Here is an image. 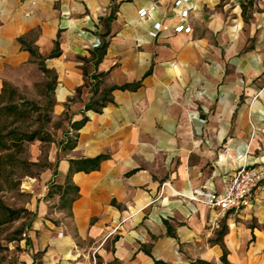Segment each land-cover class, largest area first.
I'll return each instance as SVG.
<instances>
[{
	"label": "crops",
	"instance_id": "obj_1",
	"mask_svg": "<svg viewBox=\"0 0 264 264\" xmlns=\"http://www.w3.org/2000/svg\"><path fill=\"white\" fill-rule=\"evenodd\" d=\"M175 1L0 0V92L52 101L49 141L28 148L46 166L19 185L33 214L19 264H264V179L221 217L189 198L264 170V24L237 0H188L191 32L175 33ZM101 155L66 183L70 161ZM64 184L76 195L59 205Z\"/></svg>",
	"mask_w": 264,
	"mask_h": 264
},
{
	"label": "rangeland",
	"instance_id": "obj_2",
	"mask_svg": "<svg viewBox=\"0 0 264 264\" xmlns=\"http://www.w3.org/2000/svg\"><path fill=\"white\" fill-rule=\"evenodd\" d=\"M264 1H260L257 5L256 11L253 13L251 19L247 22L261 23L264 24ZM262 33V31H261ZM254 43L255 38L250 39ZM251 43V44H252ZM251 46V45H250ZM264 82V77L258 82L257 86H261ZM13 86V85H12ZM17 89V88H16ZM18 97L24 100L22 103L19 99L16 98V102L20 104L19 109L25 113L21 118L18 119L15 123L12 122L13 116L9 117L5 121L7 125L6 132L16 131L19 134H29L32 132H37L38 137L42 139L43 142L49 141V135L47 133L48 123L51 120V106L52 101L48 96L43 95L42 90L38 87L35 92L32 91H19ZM45 140V141H44ZM30 143L25 144V151L23 154L17 156L19 163L13 168L14 174L12 175L10 181H1L0 189V198L3 203L15 210L24 209L22 204L25 203L27 197L25 194L20 193L19 185L15 186L13 183L19 181L21 183L22 179L25 177L36 175L44 166L45 157L39 163H33L30 161V156L28 153ZM27 162L28 165L24 166L23 163ZM69 186V185H68ZM66 184L62 186H51V193L69 192L67 196V201H63L61 198L59 205L67 203L70 198L75 197V191ZM63 188V189H62ZM53 198V196L51 197ZM26 210V209H25ZM31 219H33L32 213H21V218L5 227L0 228V264H19V254L23 249L19 247V242L26 239L25 233L30 227ZM25 244H29V241H25ZM117 264V263H114Z\"/></svg>",
	"mask_w": 264,
	"mask_h": 264
},
{
	"label": "trees",
	"instance_id": "obj_3",
	"mask_svg": "<svg viewBox=\"0 0 264 264\" xmlns=\"http://www.w3.org/2000/svg\"><path fill=\"white\" fill-rule=\"evenodd\" d=\"M228 1L229 0H221V2ZM260 1L264 0H237V4L241 10V17L244 22H248L251 19ZM29 51L33 56L35 55L32 50L29 49ZM55 54L56 53H53L52 55L54 56ZM39 65L41 66V69L46 73V70L42 67V63H40ZM16 98L24 103V100L18 97L16 88L8 82H3V86L0 92V183L1 181H10L12 175L14 174L13 168L19 163V161L17 160V156L24 153L25 144L35 140L42 141V139L38 137L37 132H32L29 134H19L16 131L6 132L7 125H5L4 120H7L9 117L13 116L12 122L15 123L19 118L25 115V113L19 109L20 104L16 102ZM91 107L92 106L89 104L86 106V109H91ZM84 122L85 121L83 120L81 123H79V126ZM103 159H105V157L101 155L97 156L94 159L70 161V168L66 183H69L72 174L80 171L93 170L98 167L99 162ZM23 165L27 166L28 163L24 162ZM13 184L15 186H18L20 182L15 181ZM1 188L2 187L0 184V189ZM71 188L76 190V188ZM21 213L29 212L25 209H12L6 206L0 198V228L19 220L21 218ZM225 257L226 255L224 253L221 257V262L223 264H227ZM193 264L208 263L197 261Z\"/></svg>",
	"mask_w": 264,
	"mask_h": 264
},
{
	"label": "built area",
	"instance_id": "obj_4",
	"mask_svg": "<svg viewBox=\"0 0 264 264\" xmlns=\"http://www.w3.org/2000/svg\"><path fill=\"white\" fill-rule=\"evenodd\" d=\"M188 0H176L174 6L180 11V22L174 27L175 33L189 34L191 28L187 23L190 8L187 6ZM155 6L149 9H140L138 16L140 19H148L149 13L154 10ZM161 30L160 23H154L148 35L156 38ZM102 40L96 38L91 43V48H99L102 46ZM200 124H205L204 118H199ZM264 179V170L247 164H242L231 173L223 176V188L220 192L213 190L195 191L189 195L191 201L200 203L213 211L216 217L224 216L230 211H240L252 206L256 190L260 182Z\"/></svg>",
	"mask_w": 264,
	"mask_h": 264
}]
</instances>
